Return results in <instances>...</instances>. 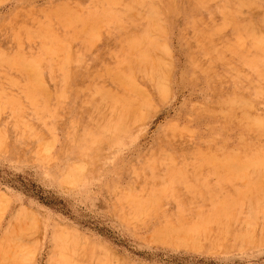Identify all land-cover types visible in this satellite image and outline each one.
I'll return each instance as SVG.
<instances>
[{
    "label": "rangeland",
    "instance_id": "rangeland-1",
    "mask_svg": "<svg viewBox=\"0 0 264 264\" xmlns=\"http://www.w3.org/2000/svg\"><path fill=\"white\" fill-rule=\"evenodd\" d=\"M263 13L0 0V264H264Z\"/></svg>",
    "mask_w": 264,
    "mask_h": 264
},
{
    "label": "bare ground",
    "instance_id": "bare-ground-1",
    "mask_svg": "<svg viewBox=\"0 0 264 264\" xmlns=\"http://www.w3.org/2000/svg\"><path fill=\"white\" fill-rule=\"evenodd\" d=\"M108 1V0H107ZM113 1V0H112ZM128 1V0H127ZM199 1V0H198ZM244 1H247V0H244ZM104 2V1H103ZM115 2V1H114ZM153 2V1H152ZM100 2H98V4H99ZM120 3V2H119ZM127 3V2H126ZM136 3V2H135ZM157 3H159V1H157ZM174 3V2H173ZM190 3V2H189ZM201 3V2H200ZM209 3V2H208ZM218 3V2H217ZM101 4V3H100ZM109 4V3H108ZM123 4V3H122ZM228 4V3H227ZM252 4H255V3H252ZM57 5V4H56ZM128 5V4H127ZM234 5V4H233ZM65 6V5H64ZM120 6V5H119ZM146 6V5H145ZM214 6V5H213ZM226 6H228V5H226ZM245 6V5H244ZM60 7V6H59ZM197 7V6H196ZM83 8V7H82ZM94 8H95V6H94ZM126 8V7H125ZM129 8V7H128ZM175 8V7H174ZM247 8V7H246ZM65 9V8H64ZM63 9V10H64ZM68 9H69V7H68ZM67 9V10H68ZM112 9V8H111ZM121 9V8H120ZM146 9V8H145ZM173 9V8H172ZM178 9V8H177ZM232 9V8H231ZM66 11V10H65ZM125 11V10H124ZM123 11V12H124ZM146 11V10H145ZM224 11V10H223ZM242 11H243V9H242ZM39 12H40V10H39ZM64 12V11H63ZM67 12V11H66ZM69 12V11H68ZM92 12V11H91ZM104 12V11H103ZM115 12V11H114ZM122 12V11H121ZM184 12V11H183ZM218 12V11H217ZM48 13V12H47ZM50 13H51V11H50ZM88 13V12H87ZM147 13V12H146ZM159 13V12H158ZM223 13V12H222ZM222 13H221V15H222ZM59 14V13H58ZM63 14V13H62ZM112 14V13H111ZM164 14V13H163ZM238 14V13H237ZM236 14V15H237ZM264 14V13H263ZM67 15V14H66ZM57 17H58V15H56ZM62 16V15H61ZM103 17V16H102ZM184 17H186V16H184ZM44 18V17H43ZM63 18V17H62ZM74 18V17H73ZM110 18V17H109ZM129 18V17H128ZM136 18V17H135ZM143 18V17H142ZM263 18V17H262ZM49 19V18H48ZM94 19V18H93ZM122 19V18H121ZM154 19V18H153ZM187 19V18H186ZM190 19V18H189ZM192 19V18H191ZM223 19V18H222ZM70 20H72V18L70 19ZM83 20V19H82ZM95 20V19H94ZM156 20V19H155ZM42 21V20H41ZM57 21V20H56ZM73 21V20H72ZM77 21V20H76ZM141 21V20H140ZM221 21V20H220ZM231 21V20H230ZM246 21V20H245ZM69 22V21H68ZM85 22V21H84ZM109 22V21H108ZM111 22V21H110ZM160 22V21H159ZM264 22V21H263ZM66 23V22H65ZM76 23V22H75ZM93 23H94V21H93ZM98 23V22H97ZM104 23V22H103ZM217 23H219V22H217ZM258 23H259V21H258ZM53 24V23H52ZM60 24V23H59ZM58 24V25H59ZM64 24V23H63ZM68 24V23H67ZM70 24V23H69ZM121 24V23H120ZM238 24V23H237ZM45 25H46V23H45ZM75 25V24H74ZM73 25V26H74ZM94 25V24H93ZM110 25V24H109ZM118 25V24H117ZM130 25V24H129ZM128 25V26H129ZM150 25V24H149ZM184 25H186V24H184ZM215 25V24H214ZM230 25V24H229ZM22 26V25H21ZM37 26V25H36ZM65 26V25H64ZM76 26V25H75ZM176 26V25H175ZM220 26V25H219ZM231 26V25H230ZM236 26V25H235ZM239 26V25H238ZM263 26V25H262ZM56 27V26H55ZM61 27V26H60ZM89 27V26H88ZM92 27V26H91ZM140 27V26H139ZM223 27H224V25H223ZM227 27V26H226ZM233 27V26H232ZM23 28V27H22ZM27 28V27H26ZM39 28V27H38ZM47 28V27H46ZM63 28V27H62ZM126 28V27H125ZM124 28V29H125ZM145 28V27H144ZM264 28V27H263ZM21 29V28H20ZM30 29V28H29ZM35 29V28H34ZM72 29V28H71ZM84 29V28H83ZM82 29V30H83ZM97 29V28H96ZM101 29V28H100ZM99 29V30H100ZM119 29V28H118ZM217 29V28H216ZM224 29V28H223ZM229 29V28H228ZM75 30V29H74ZM113 30V29H112ZM129 30V29H128ZM245 30V29H244ZM46 31V30H45ZM57 31V30H56ZM87 31V30H86ZM93 31H95V29L93 30ZM117 31V30H116ZM139 31V30H138ZM145 31V30H144ZM155 31V30H154ZM167 31V30H166ZM216 31V30H215ZM15 32V31H14ZM24 32V31H23ZM66 32V31H65ZM89 32H91V31H89ZM213 32V31H212ZM221 32V31H220ZM257 32V31H256ZM264 32V31H263ZM25 33V32H24ZM30 33V32H29ZM28 33V34H29ZM43 33H45V32H43ZM42 33V34H43ZM64 33V32H63ZM85 33V32H84ZM116 33V32H115ZM62 34V33H61ZM72 34V33H71ZM82 34V33H81ZM118 34V33H117ZM259 34V33H258ZM47 35V34H46ZM50 35V34H49ZM48 35V36H49ZM52 35V34H51ZM215 35V34H214ZM250 35H251V33H250ZM28 36V35H27ZM64 36V35H63ZM69 36V35H68ZM87 36V35H86ZM125 36V35H124ZM131 36V35H130ZM229 36V35H228ZM253 36H255V35H253ZM31 37V36H30ZM30 37H29V39H30ZM39 37V36H38ZM43 37V36H42ZM117 37V36H116ZM132 37V36H131ZM141 37V36H140ZM27 38V37H26ZM34 38V37H33ZM37 38V37H36ZM71 38V37H70ZM96 38V37H95ZM227 38V37H226ZM42 39V38H41ZM81 39V38H80ZM98 39V38H97ZM125 39V38H124ZM16 40V39H15ZM79 40V39H78ZM29 41V40H28ZM80 41V40H79ZM85 41V40H84ZM118 41H119V39H118ZM129 41V40H128ZM237 40L235 39V42H236ZM43 42V41H42ZM73 42V41H72ZM81 42V41H80ZM132 42V41H131ZM197 42V41H196ZM250 42V41H249ZM59 43V42H58ZM57 43V44H58ZM62 43V42H61ZM231 43H232V41H231ZM253 43V42H252ZM264 42H262V44H263ZM19 44V43H18ZM40 44V43H39ZM95 44V43H94ZM239 44V43H238ZM123 45V44H122ZM125 45V44H124ZM261 45V44H260ZM37 46V45H36ZM42 46H44V45H42ZM56 46V45H55ZM60 46V45H59ZM121 46V45H120ZM133 46H134V44H133ZM238 46V45H237ZM242 46H244V44L242 45ZM256 46V45H255ZM41 47V46H40ZM57 47V46H56ZM126 47V46H125ZM211 47V46H210ZM257 47V46H256ZM260 47H262V45L260 46ZM55 48V47H54ZM110 48H112V47H110ZM136 48V47H135ZM242 48V47H241ZM259 48V47H258ZM31 49V48H30ZM56 49V48H55ZM61 49V48H60ZM118 49V48H117ZM255 49V48H254ZM120 50V49H119ZM132 50V49H131ZM162 50V49H161ZM260 50V49H259ZM264 50V49H263ZM9 51V50H8ZM28 51V50H27ZM47 51V50H46ZM58 51V50H57ZM111 51V50H110ZM122 51V50H121ZM133 51V50H132ZM31 52V51H30ZM49 52V51H48ZM125 52V51H124ZM250 52H252V51H250ZM28 53V52H27ZM58 53H60V51L58 52ZM163 53V52H162ZM227 53V52H226ZM39 54V53H38ZM203 54V53H202ZM249 54V53H248ZM17 55V54H16ZM29 55V54H28ZM33 55V54H32ZM46 55V54H45ZM116 55V54H115ZM125 55V54H124ZM148 55V54H147ZM1 56H2V54H1ZM33 56H36V55H33ZM50 56V55H49ZM70 56V55H69ZM154 56V55H153ZM109 57V56H108ZM124 57V56H123ZM133 57V56H132ZM145 57H147V56H145ZM186 57V56H185ZM263 57V56H262ZM141 58V57H140ZM254 58H256V56L254 57ZM22 59V58H21ZM46 59V58H45ZM191 59V58H190ZM189 59V60H190ZM202 59V58H201ZM238 59V58H237ZM244 59V58H243ZM247 59V58H246ZM224 60V59H223ZM233 60H235V59H233ZM248 60V59H247ZM128 61V60H127ZM132 61V60H131ZM237 61V60H236ZM2 62V61H1ZM7 62V61H6ZM138 62H140V61H138ZM151 62V61H150ZM155 62V61H154ZM221 62V61H220ZM245 62V61H244ZM101 63V62H100ZM132 63V62H131ZM144 63V62H143ZM250 63V62H249ZM2 64V63H1ZM11 64V63H10ZM22 64V63H21ZM119 64V63H118ZM140 64V63H139ZM21 66V65H20ZM26 66V65H25ZM129 66V65H128ZM132 66V65H131ZM184 66V65H183ZM223 66V65H222ZM243 66V65H242ZM3 67V66H2ZM13 67V66H12ZM14 67H17V66H14ZM33 67V66H32ZM41 67V66H40ZM143 67V66H142ZM157 67V66H156ZM193 67V66H192ZM134 68V67H133ZM228 68V67H227ZM49 69V68H48ZM129 69V68H128ZM196 69V68H195ZM217 69V68H216ZM248 69V68H247ZM257 69V68H256ZM21 70V69H20ZM28 70V69H27ZM57 70V69H56ZM104 70V69H103ZM152 70V69H151ZM231 70V69H230ZM233 70V69H232ZM107 71V70H106ZM110 71V70H109ZM122 71H123V69H122ZM182 71H183V69H182ZM254 71V70H253ZM19 72V71H18ZM114 72V71H113ZM120 72V71H119ZM133 72V71H132ZM136 72V71H135ZM140 72V71H139ZM145 72V71H144ZM155 72H157V71H155ZM250 72V71H249ZM47 73V72H46ZM123 73V72H122ZM137 73V72H136ZM199 73V72H198ZM256 73V72H255ZM28 74V73H27ZM104 74H105V72H104ZM152 74V73H151ZM206 74V73H205ZM235 74V73H234ZM237 74V73H236ZM239 74H241V73H239ZM112 75V74H111ZM135 75V74H134ZM190 75H192V74H190ZM215 75V74H214ZM213 75V76H214ZM24 76V75H23ZM68 76V75H67ZM92 76V75H91ZM113 76H114V74H113ZM210 76V75H209ZM234 76V75H233ZM259 76H261V75H259ZM258 76V77H259ZM20 77V76H19ZM97 77V76H96ZM106 77V76H105ZM119 77V76H118ZM169 77V76H168ZM191 77H193V76H191ZM23 78V77H22ZM144 78V77H143ZM166 78H167V76H166ZM185 78V77H184ZM230 78V77H229ZM252 78V77H251ZM250 78V79H251ZM257 78V77H256ZM13 79V78H12ZM19 79V78H18ZM41 79V78H40ZM101 79V78H100ZM140 79V78H139ZM196 79V78H195ZM25 80V79H24ZM95 80V79H94ZM186 80V79H185ZM253 80V79H252ZM264 80V79H263ZM15 81H17V80H15ZM35 81V80H34ZM60 81V80H59ZM164 81H166V80H164ZM254 81V80H253ZM26 82V81H25ZM38 82V81H37ZM117 82V81H116ZM142 82H144V81H142ZM28 83V82H27ZM30 83V82H29ZM114 83V82H113ZM154 83V82H153ZM166 83V82H165ZM187 83V82H186ZM253 83V82H252ZM262 83V82H261ZM203 84V83H202ZM227 84V83H226ZM149 85V84H148ZM225 85V84H224ZM101 86V85H100ZM189 86V85H188ZM32 87V86H31ZM62 87H63V85H62ZM95 87V86H94ZM152 88H153V86H151ZM192 87H193V85H192ZM250 87V86H249ZM38 88V87H37ZM245 88V87H244ZM29 89V88H28ZM84 89V88H83ZM93 89V88H92ZM96 89V88H95ZM256 89V88H255ZM26 90V89H25ZM24 90V91H25ZM131 90V89H130ZM129 90V91H130ZM137 90V89H136ZM159 90V89H158ZM158 90H156V91H158ZM233 90V89H232ZM80 91V90H79ZM132 91V90H131ZM155 91V90H154ZM249 91V90H248ZM22 92V91H21ZM65 92V91H64ZM140 92V91H139ZM234 92V91H233ZM27 93V92H26ZM89 93V92H88ZM99 93V92H98ZM143 93V92H142ZM31 94V93H30ZM92 94V93H91ZM94 94V93H93ZM96 94V93H95ZM103 94V93H102ZM136 94V93H135ZM158 94H159V92H158ZM229 94V93H228ZM11 95V94H10ZM53 95V94H52ZM55 95V94H54ZM146 95H148V94H146ZM160 95H161V93H160ZM230 95V94H229ZM8 96V95H7ZM16 96V95H15ZM50 96V95H49ZM144 96V95H143ZM224 96V95H223ZM253 96H255V95H253ZM31 97V96H30ZM91 97H93V95L91 96ZM99 97V96H98ZM154 97V96H153ZM260 97V96H259ZM12 98V97H11ZM43 98V97H42ZM55 98V97H54ZM57 98V97H56ZM83 98V97H82ZM89 98V97H88ZM111 98V97H110ZM46 99H48V98H46ZM112 99V98H111ZM108 100V99H107ZM33 101H34V99H33ZM45 101V100H44ZM99 101V100H98ZM225 101V100H224ZM48 102V101H47ZM83 102H84V100H83ZM97 102V101H96ZM113 102V101H112ZM243 102V101H242ZM6 104V103H5ZM94 104V103H93ZM99 104V103H98ZM103 104V103H102ZM115 104H116V102H115ZM228 104H229V102H228ZM23 105H24V103H23ZM39 105V104H38ZM96 105V104H95ZM105 105V104H104ZM123 105V104H122ZM218 105V104H217ZM238 105V104H237ZM21 106V105H20ZM224 106V105H223ZM98 107V106H97ZM107 107V106H106ZM25 108V107H24ZM101 108V107H100ZM103 108H105V106L103 107ZM220 108V107H219ZM241 108V107H240ZM244 108V107H243ZM259 108V107H258ZM6 109V108H5ZM19 109V108H18ZM95 109H96V107H95ZM98 109V108H97ZM96 109V110H97ZM247 109V108H246ZM252 109V108H251ZM8 110V109H7ZM92 110V109H91ZM108 110V109H107ZM250 110V109H249ZM14 111V110H13ZM89 111V110H88ZM15 112V111H14ZM98 112V111H97ZM101 112V111H100ZM112 112V111H111ZM94 114V113H93ZM209 114V113H208ZM218 114V113H217ZM100 115V114H99ZM116 115V114H115ZM238 115V114H237ZM101 116V115H100ZM122 116H124L123 114H122ZM244 116V115H243ZM247 116V115H246ZM72 117V116H71ZM119 117V116H118ZM97 118V117H96ZM234 118V117H233ZM252 118V117H251ZM71 119V118H70ZM120 119V118H119ZM220 119V118H219ZM227 119V118H226ZM241 119V118H240ZM84 120V119H83ZM95 120V119H94ZM110 120V119H109ZM207 121V120H206ZM235 121V120H234ZM237 121V120H236ZM245 121H246V119H245ZM85 122V121H84ZM104 122V121H103ZM116 123V122H115ZM209 123V122H208ZM237 123H238V121H237ZM252 123V122H251ZM97 124V123H96ZM99 124V123H98ZM243 124V123H242ZM254 124V123H253ZM91 125V124H90ZM214 125V124H213ZM209 126V125H208ZM87 127V126H86ZM97 127V126H96ZM250 127V126H249ZM254 127V126H253ZM82 128V127H81ZM256 129H258V128H256ZM87 130H89V129H87ZM115 130V129H114ZM195 130V129H194ZM223 130V129H222ZM250 130V129H249ZM84 131V130H83ZM260 131V130H259ZM196 132V131H195ZM207 132V131H206ZM186 133V132H185ZM199 133V132H198ZM223 133V132H222ZM229 133V132H228ZM227 133V134H228ZM238 133V132H237ZM243 133V132H242ZM246 133V132H245ZM188 134V133H187ZM197 134V133H196ZM230 134V133H229ZM68 135V134H67ZM82 135V134H81ZM84 135V134H83ZM72 136V135H71ZM223 136V135H222ZM75 137V136H74ZM92 137V136H91ZM216 137V136H215ZM87 138V137H86ZM198 139V138H197ZM226 139V138H225ZM86 140V139H85ZM200 140H202V139H200ZM211 140V139H210ZM251 140V139H250ZM80 141V140H79ZM91 141V140H90ZM204 141V140H203ZM214 141V140H213ZM217 141V140H216ZM220 141V140H219ZM231 141V140H230ZM72 142V141H71ZM206 142V141H205ZM212 142V141H211ZM225 142V141H224ZM75 143V142H74ZM73 143V144H74ZM247 143V142H246ZM85 144V143H84ZM196 144V143H195ZM220 144V143H219ZM239 144V143H238ZM222 145V144H221ZM226 145V144H225ZM247 145V144H246ZM75 146V145H74ZM87 146V145H86ZM188 146H189V144H188ZM206 146V145H205ZM240 146V145H239ZM242 146V145H241ZM199 147V146H198ZM207 147V146H206ZM226 147V146H225ZM252 148V147H251ZM261 148V147H260ZM194 149V148H193ZM195 150V149H194ZM253 150H255V149H253ZM259 150V149H258ZM192 151V150H191ZM197 151V150H196ZM227 151H228V149H227ZM234 151H236V150H234ZM95 152V151H94ZM257 152V151H256ZM263 152V151H262ZM201 152H199V154H200ZM245 153V152H244ZM254 153V152H253ZM258 153V152H257ZM225 154H226V152H225ZM242 154V153H241ZM94 155V154H93ZM230 155V154H229ZM235 155V154H234ZM244 155V154H243ZM257 155V154H256ZM193 156V155H192ZM96 157V156H95ZM98 157V156H97ZM209 157V156H208ZM194 158V157H193ZM160 161V160H159ZM228 163V162H227ZM260 163H262V162H260ZM98 164H100V163H98ZM258 164V163H257ZM223 165V164H222ZM263 165V164H262ZM261 165V166H262ZM137 167V166H136ZM175 167V166H174ZM204 167V166H203ZM207 167V166H206ZM88 168H89V166H88ZM164 168V167H163ZM200 168V167H199ZM211 168V167H210ZM218 168V167H217ZM78 169V168H77ZM206 169V168H205ZM262 169V168H261ZM79 170V169H78ZM92 170H93V168H92ZM207 170V169H206ZM232 170V169H231ZM235 171V170H234ZM149 172H151V171H149ZM198 173H199V171H198ZM194 174V173H193ZM184 175V174H183ZM152 177V176H151ZM158 179V178H157ZM167 179V178H166ZM152 180V179H151ZM168 180V179H167ZM254 180V179H253ZM245 182V181H244ZM172 184V183H171ZM253 188V187H252ZM227 189V188H226ZM255 189V188H254ZM245 190V189H244ZM252 190V189H251ZM151 192V191H150ZM149 192V193H150ZM160 192V191H159ZM246 192V191H245ZM248 192V191H247ZM263 192V191H262ZM120 193V192H119ZM241 193V192H240ZM254 193V192H253ZM123 194V193H122ZM246 194V193H245ZM262 194V193H261ZM193 195V194H192ZM152 197V196H151ZM230 197V196H229ZM146 198V197H145ZM208 198V197H207ZM215 198V197H214ZM248 198V197H247ZM119 199V198H118ZM128 199V198H127ZM203 199V198H202ZM201 199V200H202ZM238 199V198H237ZM249 199V198H248ZM126 200V199H125ZM141 200V199H140ZM131 201V200H130ZM190 201H192V200H190ZM200 201V200H199ZM215 201H217V200H215ZM229 201V200H228ZM241 201V200H240ZM239 201V202H240ZM124 202V201H123ZM143 202V201H142ZM131 203V202H130ZM134 204V203H133ZM133 204H131V205H133ZM144 204V203H143ZM235 204V203H234ZM259 204V203H258ZM124 205H125V203H124ZM130 205V206H131ZM214 205V204H213ZM129 207V206H128ZM136 207V206H135ZM189 207V206H188ZM132 208V207H131ZM149 208V207H148ZM151 208V207H150ZM153 208V207H152ZM129 210V209H128ZM133 210V209H132ZM158 210V209H157ZM142 211V210H141ZM129 212V211H128ZM197 212V211H196ZM199 212V211H198ZM135 213V212H134ZM184 213V212H183ZM204 213V212H203ZM220 214V213H219ZM153 215V214H152ZM221 216V215H220ZM147 217V216H146ZM195 217V216H194ZM140 218V217H139ZM215 218V217H214ZM137 220V219H136ZM140 220H141V218H140ZM153 221V220H152ZM175 221V220H174ZM184 221V220H183ZM234 221V220H233ZM125 222V221H124ZM186 222V221H185ZM214 222V221H213ZM140 223V222H139ZM183 223V222H182ZM181 223V224H182ZM128 224V223H127ZM162 224V223H161ZM184 225V224H183ZM186 225V224H185ZM188 226V225H187ZM192 226V225H191ZM224 226V225H223ZM174 230V229H173ZM193 230V229H192ZM177 232V231H176ZM165 233V232H164ZM192 233V232H191ZM195 233V232H194ZM213 234V233H212ZM223 234V233H222ZM164 236V235H163ZM169 236V235H168ZM91 251V250H90ZM92 254V253H91ZM52 264V263H51Z\"/></svg>",
    "mask_w": 264,
    "mask_h": 264
}]
</instances>
